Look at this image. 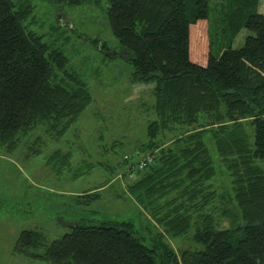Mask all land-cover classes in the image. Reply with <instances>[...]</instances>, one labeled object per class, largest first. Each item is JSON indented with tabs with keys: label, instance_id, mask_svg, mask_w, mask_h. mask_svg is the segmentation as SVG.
Masks as SVG:
<instances>
[{
	"label": "trees",
	"instance_id": "1",
	"mask_svg": "<svg viewBox=\"0 0 264 264\" xmlns=\"http://www.w3.org/2000/svg\"><path fill=\"white\" fill-rule=\"evenodd\" d=\"M43 1L61 9L91 2ZM106 1L111 32L133 68L132 82L156 84L148 140L121 165L130 193L153 211L164 231L150 247L131 222H80L48 244L42 232L24 230L14 251L52 264H156V255L163 264H264L260 0H229V42L221 48L210 33V0ZM31 4L0 0V146L9 149L20 132L43 124L62 137L93 101L87 83L69 67L64 43L46 41L28 28ZM243 28L254 35L235 49L232 42ZM206 135L227 167L226 194L214 186L218 171ZM217 202L234 208L225 210L229 227L214 218ZM192 230L195 246L179 256L165 242L166 236L176 239Z\"/></svg>",
	"mask_w": 264,
	"mask_h": 264
},
{
	"label": "rangeland",
	"instance_id": "2",
	"mask_svg": "<svg viewBox=\"0 0 264 264\" xmlns=\"http://www.w3.org/2000/svg\"><path fill=\"white\" fill-rule=\"evenodd\" d=\"M22 1L33 4L28 28L46 41L64 43L69 67L87 83L93 101L62 137L43 124L20 132L11 149L0 146V264H52L16 253L19 235L24 230L40 231L48 244L80 222H131L137 235L152 247L153 236L164 228L153 211L130 193L131 180L124 175L121 163L148 140V124L156 119L155 82H132L128 55L108 24L106 0L63 9L43 0ZM209 4L210 33L215 46L221 48L229 42L224 31L232 7L229 0H210ZM257 10L264 14V0ZM249 35L254 33L243 28L232 47L241 48ZM205 137L216 160L214 186L226 194L231 185L227 167L215 141L210 135ZM55 153L59 157L53 156ZM135 162L131 156L130 164ZM226 209L228 213L234 208L216 203L214 218L222 227L230 225ZM193 232L176 239L166 236L165 242L179 256L195 246ZM155 258L156 264H163L160 256Z\"/></svg>",
	"mask_w": 264,
	"mask_h": 264
},
{
	"label": "built area",
	"instance_id": "3",
	"mask_svg": "<svg viewBox=\"0 0 264 264\" xmlns=\"http://www.w3.org/2000/svg\"><path fill=\"white\" fill-rule=\"evenodd\" d=\"M148 162H151V158L148 159ZM141 167H142V166H140V168H141ZM131 178H134V179H135V178H136L135 174H132V175H131Z\"/></svg>",
	"mask_w": 264,
	"mask_h": 264
}]
</instances>
